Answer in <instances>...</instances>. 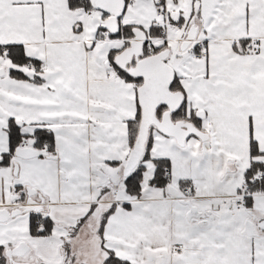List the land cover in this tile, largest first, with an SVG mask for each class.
Here are the masks:
<instances>
[{"label": "snow or ice", "instance_id": "1", "mask_svg": "<svg viewBox=\"0 0 264 264\" xmlns=\"http://www.w3.org/2000/svg\"><path fill=\"white\" fill-rule=\"evenodd\" d=\"M0 264H264V0H0Z\"/></svg>", "mask_w": 264, "mask_h": 264}]
</instances>
